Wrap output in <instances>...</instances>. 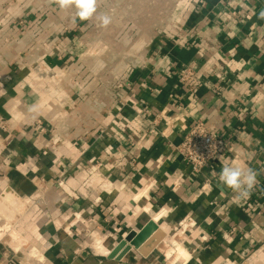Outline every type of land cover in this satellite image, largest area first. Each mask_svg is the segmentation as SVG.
Masks as SVG:
<instances>
[{"label":"crops","instance_id":"crops-1","mask_svg":"<svg viewBox=\"0 0 264 264\" xmlns=\"http://www.w3.org/2000/svg\"><path fill=\"white\" fill-rule=\"evenodd\" d=\"M167 3L149 32L126 0H95L87 20L0 0V203L28 242L2 235L0 264H264V0ZM195 121L227 144L198 173L175 149ZM225 166L256 172L247 196ZM149 219L164 235L147 254L107 258L85 235L111 251ZM176 237L188 255L169 262Z\"/></svg>","mask_w":264,"mask_h":264},{"label":"built area","instance_id":"built-area-1","mask_svg":"<svg viewBox=\"0 0 264 264\" xmlns=\"http://www.w3.org/2000/svg\"><path fill=\"white\" fill-rule=\"evenodd\" d=\"M194 75V67L186 66L180 73V80L184 84H191ZM175 149L191 169L198 173L209 163L220 159L227 149V144L225 139L211 133L201 121H195L189 126ZM59 184L62 186L61 182ZM85 235L91 240V244L96 238L100 242L103 241L94 227L85 231Z\"/></svg>","mask_w":264,"mask_h":264},{"label":"rangeland","instance_id":"rangeland-1","mask_svg":"<svg viewBox=\"0 0 264 264\" xmlns=\"http://www.w3.org/2000/svg\"><path fill=\"white\" fill-rule=\"evenodd\" d=\"M126 1L128 2V4H127V7L124 9V11L126 13H131L132 17H134V18H138V19L140 18L141 20H143L141 22L134 23L138 27H140L142 29L148 28L147 30L150 32L152 30L155 31L158 28L163 29V27L166 25L165 21H163V22L157 21L158 19H161V18H159V14H158V16L156 15V12H162V16L166 15V13L170 10V6L167 5V4H169V3H167V0H165L166 4L161 3L162 0H126ZM155 1H157V2H155ZM143 3H146V4H143ZM130 4L131 5L133 4V5L131 7H129ZM134 40L135 39H132V43L134 42ZM30 201H32V200H30ZM28 204H29V202H25V206H23L24 207L23 209L28 208ZM0 207H1L0 208L1 209L0 215H2L5 218V223H4V219L0 218V226L5 225L6 223H10L8 225H10L11 229H15L16 231L18 230L17 232L20 233V235H22L21 231L18 229V228H21V226L24 224L22 219H18L17 221H14V222L9 221L8 219L12 215H16V213L14 214V212H12L13 208H11L10 206H6V202L4 204L0 203ZM2 207H4V209ZM8 207H10V208H8ZM23 220H24V218H23ZM168 237L170 238L172 236L169 235ZM6 239L10 240V237L8 236V234L6 236ZM153 241H151L150 244H148V246H147L148 249L150 247L152 248V246L155 244V241L154 242Z\"/></svg>","mask_w":264,"mask_h":264},{"label":"clouds","instance_id":"clouds-1","mask_svg":"<svg viewBox=\"0 0 264 264\" xmlns=\"http://www.w3.org/2000/svg\"><path fill=\"white\" fill-rule=\"evenodd\" d=\"M58 3L62 9L75 3L78 9L77 15L81 20L89 19L96 11L95 0H58ZM99 19L102 27H107L111 23V18L107 15H103ZM256 175V172L251 168L225 166L220 172L219 179L227 187L247 196L256 183Z\"/></svg>","mask_w":264,"mask_h":264},{"label":"water","instance_id":"water-1","mask_svg":"<svg viewBox=\"0 0 264 264\" xmlns=\"http://www.w3.org/2000/svg\"><path fill=\"white\" fill-rule=\"evenodd\" d=\"M151 235V241L156 239L160 240L164 233L159 229L158 225L153 220L149 219L138 231H128L123 236V238L111 249L106 257L120 260L132 249L139 250L142 254H147L152 248L146 249V245L142 246V243L148 236ZM151 241H149L147 244H150ZM152 247H154V245Z\"/></svg>","mask_w":264,"mask_h":264},{"label":"bare ground","instance_id":"bare-ground-1","mask_svg":"<svg viewBox=\"0 0 264 264\" xmlns=\"http://www.w3.org/2000/svg\"><path fill=\"white\" fill-rule=\"evenodd\" d=\"M144 209L148 210L147 207H145ZM159 216H160L159 212H158V214L155 213V214L152 215V217L154 218V221L157 218H159ZM8 224H10V223H6L5 225L0 227V231H1L0 232V237H2V235H4L5 233L8 234V236L10 237V240L8 242L9 247L11 249H14V250H19L20 248H23V246H25V247L28 246L27 245L28 244L27 239H25L22 235H20V233L17 232L18 230L16 231L15 229H11L10 225H8ZM29 228H30L31 232L35 233V231H36L35 230V226L29 227ZM171 240H172V243H173V249L172 250H168L167 253H166L167 256L170 259L169 262H171L172 260L176 259L177 257H185L186 258L188 254L182 248V246H181L180 242L178 241L177 237L173 238ZM163 245H166V244L163 243ZM92 246H93L94 250L97 253L108 254L110 252V251L107 250V248L105 246H103L100 243L98 238L95 239V241L92 244ZM31 254L32 255H36V251L34 249H31Z\"/></svg>","mask_w":264,"mask_h":264}]
</instances>
